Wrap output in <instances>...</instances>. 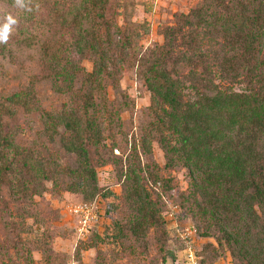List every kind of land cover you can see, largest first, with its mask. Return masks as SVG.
Masks as SVG:
<instances>
[{
    "label": "trees",
    "instance_id": "16d2710c",
    "mask_svg": "<svg viewBox=\"0 0 264 264\" xmlns=\"http://www.w3.org/2000/svg\"><path fill=\"white\" fill-rule=\"evenodd\" d=\"M48 1L0 0V6L18 15L20 48L30 49L39 29L47 27ZM59 2L54 0L52 14L60 13ZM110 2L70 0L62 21L75 39L64 50L48 43L40 46L46 70L42 79L75 106L58 115L45 113L47 132L53 135L63 127L70 134L67 151L80 160L79 171H69L80 179L74 190L83 188L86 180L96 182V167L109 162L93 163L89 147H106L105 130L112 133L122 125L108 88L118 92L120 74L136 66L151 95V127L159 134L165 167L187 169L194 188L191 197L200 214L219 228L232 254L237 249L243 258L250 257L249 264H256L264 256V249L258 253L252 246L255 237L264 236V0H201L165 29L163 46L145 52L138 41L149 33L147 23L119 25V13ZM7 51L0 44V54ZM81 59L93 63L91 72L80 65ZM241 84L246 90L237 91L235 87ZM34 98V89H27L8 97V104H0V184L6 187H11L9 177L16 160L23 157L4 126L16 117L17 109L41 111ZM23 160L24 171L37 170L34 162ZM126 179L132 183L127 200L139 206L143 217L153 215L154 203L130 165ZM172 206L182 210L179 204ZM114 212L112 205L107 215ZM182 213L179 216L187 220ZM203 236L212 238L208 232ZM197 254L204 264L201 251Z\"/></svg>",
    "mask_w": 264,
    "mask_h": 264
},
{
    "label": "rangeland",
    "instance_id": "374dc122",
    "mask_svg": "<svg viewBox=\"0 0 264 264\" xmlns=\"http://www.w3.org/2000/svg\"><path fill=\"white\" fill-rule=\"evenodd\" d=\"M59 1L58 14L51 13L54 0L47 2V27L39 29L38 39L30 49L17 44L20 38L15 10L0 6V26L9 18L15 21L7 40L0 42L9 49L0 54V104H8L7 98L15 93L34 89L33 101L41 109H17L16 117L4 126V133L13 137L22 157L34 162L37 170L24 171V160L18 157L9 177L11 187L0 184V264H175L177 258L183 264L185 244L179 234L193 223L202 237L196 235L195 249L201 251L204 264H249L250 257L243 258L237 249L232 254L233 249L222 239L219 228L200 214L191 197L194 188L187 169L181 165L165 167L167 160L158 143L159 134L151 127V95L136 66L127 67L120 74L118 92L108 88V98L113 108L119 109L122 125L112 133L105 130L106 147H89L93 163L109 162L96 167V182L86 180L83 188L74 190L80 179L70 176L69 171L78 172L81 164L77 155L67 151L70 134L59 127L56 134L50 135L45 120V113L58 115L74 106L68 96L55 93L52 85L42 79L46 70L40 46L48 43L53 49L64 50L75 39L63 25L66 21H62L67 17L63 12L70 0ZM110 3L119 13V25H125V21L147 23L149 33L138 41L145 52L163 46L165 29L175 25L177 16L188 14L201 0ZM80 65L89 72L93 69L88 59H81ZM235 88L246 90L244 84ZM129 165L142 178L141 185L154 203L153 215L143 217L139 206L126 198L132 184L126 179ZM108 192L113 196L103 198ZM82 201L97 207L98 224L88 235L80 233L79 220L70 213V207ZM174 203L182 207L187 220L180 217L183 213L179 209L174 218L170 216ZM112 205L115 212L107 215ZM206 232L211 239L203 236ZM263 238L253 239L252 246L258 253L264 249L259 242ZM253 263L264 264V256Z\"/></svg>",
    "mask_w": 264,
    "mask_h": 264
},
{
    "label": "built area",
    "instance_id": "2783aa9c",
    "mask_svg": "<svg viewBox=\"0 0 264 264\" xmlns=\"http://www.w3.org/2000/svg\"><path fill=\"white\" fill-rule=\"evenodd\" d=\"M171 215L174 218L175 210L181 209L178 206H172ZM70 213L78 218L80 223V233L88 235L98 224L97 207L94 204L80 202L70 207ZM180 239L185 243L183 248V264H202L201 258L195 249L196 230L193 224H189L184 232H180Z\"/></svg>",
    "mask_w": 264,
    "mask_h": 264
},
{
    "label": "clouds",
    "instance_id": "9594fccd",
    "mask_svg": "<svg viewBox=\"0 0 264 264\" xmlns=\"http://www.w3.org/2000/svg\"><path fill=\"white\" fill-rule=\"evenodd\" d=\"M15 21L9 18V21L2 26H0V42L6 41L9 33L11 31V25L14 24Z\"/></svg>",
    "mask_w": 264,
    "mask_h": 264
},
{
    "label": "crops",
    "instance_id": "0c3cea01",
    "mask_svg": "<svg viewBox=\"0 0 264 264\" xmlns=\"http://www.w3.org/2000/svg\"><path fill=\"white\" fill-rule=\"evenodd\" d=\"M183 252V251H182ZM180 253H181V251H180ZM179 256V255H178ZM175 264H179V258H177L176 260H175Z\"/></svg>",
    "mask_w": 264,
    "mask_h": 264
}]
</instances>
